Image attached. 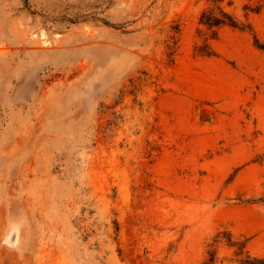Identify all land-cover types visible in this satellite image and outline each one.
<instances>
[{
    "label": "rangeland",
    "instance_id": "374dc122",
    "mask_svg": "<svg viewBox=\"0 0 264 264\" xmlns=\"http://www.w3.org/2000/svg\"><path fill=\"white\" fill-rule=\"evenodd\" d=\"M207 263L264 264V0H0V264Z\"/></svg>",
    "mask_w": 264,
    "mask_h": 264
},
{
    "label": "trees",
    "instance_id": "16d2710c",
    "mask_svg": "<svg viewBox=\"0 0 264 264\" xmlns=\"http://www.w3.org/2000/svg\"><path fill=\"white\" fill-rule=\"evenodd\" d=\"M199 22L206 25L209 28H217L223 25H228L231 27L242 28L241 24L230 14L224 11L222 8L218 9V12L215 13L211 9L202 10L199 18ZM212 262V259H210ZM210 264V263H207Z\"/></svg>",
    "mask_w": 264,
    "mask_h": 264
}]
</instances>
